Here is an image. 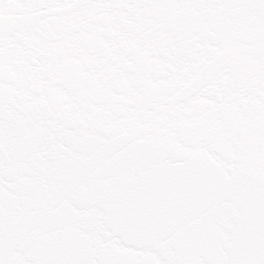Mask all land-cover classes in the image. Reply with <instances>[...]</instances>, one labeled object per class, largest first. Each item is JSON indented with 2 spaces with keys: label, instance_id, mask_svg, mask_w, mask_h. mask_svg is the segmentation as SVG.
Here are the masks:
<instances>
[{
  "label": "snow or ice",
  "instance_id": "snow-or-ice-1",
  "mask_svg": "<svg viewBox=\"0 0 264 264\" xmlns=\"http://www.w3.org/2000/svg\"><path fill=\"white\" fill-rule=\"evenodd\" d=\"M0 264H264V0H0Z\"/></svg>",
  "mask_w": 264,
  "mask_h": 264
}]
</instances>
